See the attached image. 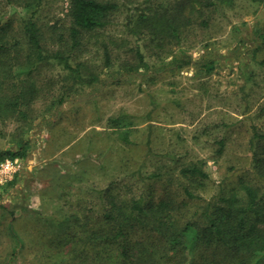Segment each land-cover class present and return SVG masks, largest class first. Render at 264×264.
Wrapping results in <instances>:
<instances>
[{
  "label": "rangeland",
  "instance_id": "rangeland-1",
  "mask_svg": "<svg viewBox=\"0 0 264 264\" xmlns=\"http://www.w3.org/2000/svg\"><path fill=\"white\" fill-rule=\"evenodd\" d=\"M101 1L117 4L110 23L74 47L69 0H42L35 14L43 53L79 64L76 81L51 59L28 72L26 0H0V23L16 42L9 83L25 79L36 91L23 116L0 108V149L27 147L19 169L0 177V264H140L152 255L158 264H198L201 248L173 253L150 226L128 229L126 260L120 242L98 234H112L140 195L170 201L182 225L205 200L251 180L253 133L264 132V0L197 4L162 42L139 33L138 20L174 13L182 0ZM183 52L192 63L171 68ZM114 118L127 125L113 127ZM192 162L208 176L190 187L198 200L186 198L179 172Z\"/></svg>",
  "mask_w": 264,
  "mask_h": 264
},
{
  "label": "trees",
  "instance_id": "trees-1",
  "mask_svg": "<svg viewBox=\"0 0 264 264\" xmlns=\"http://www.w3.org/2000/svg\"><path fill=\"white\" fill-rule=\"evenodd\" d=\"M42 0H26L23 8L27 12V19L22 26L24 37L25 63L29 73L34 71L43 62L54 60L64 69L69 71L74 80H82L79 64L72 66L69 57L58 51L43 53L42 33L34 18ZM215 5V0H182L175 12L167 13L165 10L157 15L142 17L138 20L139 33H147L159 42L177 34L179 28L189 22L188 14L197 7ZM117 4L101 0H69L68 15L71 21L69 36L71 45H77V39L84 33L96 32L104 29L111 20V14L116 10ZM6 29L0 23V108L3 111L25 114L28 103L36 93L30 85H24L25 79L19 84L9 83L11 79L12 48ZM138 59L145 65L142 55L138 52ZM191 58L186 53L174 56L169 62L171 68L182 69L191 64ZM264 63V62H263ZM210 69L211 63L205 62L201 68ZM16 83V82H15ZM10 84V85H8ZM30 86V87H29ZM62 99L59 103H62ZM113 127L124 128L126 122L118 118L110 119ZM120 139L128 143V130L119 132ZM251 146V161L249 173L251 180L240 179L238 187L226 195L218 194L215 199L205 200L201 210L193 212V216L182 225H176L170 201L154 202L152 199H133L130 203L128 216L119 220L112 234L102 232L98 237L104 241H118L121 246L123 259L129 258V247L126 235L128 229L133 227H149L150 230L161 234L164 246L173 253L183 255V250L189 249L190 254L201 248L202 258L198 264H263L264 256V132H254ZM221 144V141H219ZM27 147L20 144L17 150L0 149V162L10 158H23ZM220 151V150H219ZM199 162H192L180 169V174L188 184L183 186L186 198L198 200L200 197L191 190L196 184L197 188L203 187L207 174ZM114 218V217H113ZM130 225V226H129ZM129 226V227H128ZM96 232H94L95 234ZM191 237V243L188 239ZM187 244L190 246L187 247ZM209 251V252H208ZM208 252V253H207ZM181 255V256H182ZM192 255V254H191ZM192 258V256H191ZM140 264H158L156 258L148 256L142 258ZM191 260L190 264H193Z\"/></svg>",
  "mask_w": 264,
  "mask_h": 264
},
{
  "label": "built area",
  "instance_id": "built-area-1",
  "mask_svg": "<svg viewBox=\"0 0 264 264\" xmlns=\"http://www.w3.org/2000/svg\"><path fill=\"white\" fill-rule=\"evenodd\" d=\"M18 161V158H7L0 162V177L14 173L16 170H18L20 165Z\"/></svg>",
  "mask_w": 264,
  "mask_h": 264
}]
</instances>
